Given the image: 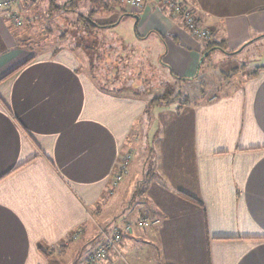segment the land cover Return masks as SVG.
Wrapping results in <instances>:
<instances>
[{"label": "crops", "instance_id": "obj_1", "mask_svg": "<svg viewBox=\"0 0 264 264\" xmlns=\"http://www.w3.org/2000/svg\"><path fill=\"white\" fill-rule=\"evenodd\" d=\"M182 1L214 40L197 39L153 0L135 12L133 42L161 41L160 63L172 78L195 81L213 54L238 63L235 48L264 38L263 2L221 0L217 11ZM250 32L256 36L249 40ZM24 33L0 12V264H51L69 254L70 264H79L82 249L70 244L71 232L81 229L76 238L89 242L91 223L103 220L114 232L141 219L145 226L122 234L121 256L110 251L108 264H264V63L235 67L236 82L229 79L221 95L156 112L162 127L147 178L145 157L140 166L133 161L147 135L148 97L108 89L95 70L90 80L67 49L32 53L20 41ZM128 152L127 175L136 173L128 194L121 183L110 194ZM138 187L140 205L132 196ZM123 198L130 215L124 224L116 219Z\"/></svg>", "mask_w": 264, "mask_h": 264}, {"label": "rangeland", "instance_id": "obj_2", "mask_svg": "<svg viewBox=\"0 0 264 264\" xmlns=\"http://www.w3.org/2000/svg\"><path fill=\"white\" fill-rule=\"evenodd\" d=\"M51 1L52 0H14L13 8L16 6L17 13L19 14L17 17L19 23H16V25L21 27L22 32H26L20 37V41H24V44L33 47V50L31 49L32 53L42 54L48 53L49 51L50 53H56L61 50H68L75 55L78 60L79 58L82 59L81 61L83 62H80L78 67L90 76V80L95 78L93 76L94 74L91 75L89 72L95 70V74L98 75L97 79L102 83L106 82L105 86L108 89L114 87L118 89L121 86L124 91L119 92L123 95L137 92L148 97L149 108L147 113L143 116V118L147 120V125L146 123L143 124V130L147 132V135L146 138L144 135L142 136L140 154L136 156L134 159L135 161H133L140 166L143 163L141 160L142 156L145 157L146 172L148 171L147 178L149 174H151L152 169L155 168V163L157 162L156 147L159 141L157 138L158 136L160 137V128L162 127V122L160 121L161 117H157L158 115H156V112L158 114L162 109L171 107L177 100L194 103L198 100L208 99L212 95H221L222 90L230 83L228 81L232 79V84L236 82L234 79L240 71L235 73V67H239L243 62L247 64V67L264 63V38H261V40L258 38L243 49H241L242 46L235 48V56L239 60L238 63L234 61L231 63L221 62L213 54L204 58L201 74L195 81L186 82L183 79H175L171 76L170 67L160 63L159 55L164 50V45L161 41H159L161 45H158L157 38H155L157 41L151 39L146 42V44L143 43V45L142 43L136 44L133 42L136 40L134 24L136 22V16L138 15L135 12L138 9L132 7L128 3V0H118L121 6L119 7L118 4V6H116L117 8L113 7V9L110 6L111 0L106 1L109 3L110 9H104L100 3H92L96 5L95 9H97L92 15L93 20L96 22L109 23L117 20L123 11L127 13L117 26L96 31H94V28L90 29V27L85 26L82 22L75 23L77 13H89V8L93 6L89 0L75 1L77 3L73 1L68 3L69 0H55V2L61 6L60 9L56 10L50 8ZM201 1L204 3L205 7L217 11L221 10V0ZM258 1L264 3V0ZM68 7L75 8L76 11H69L67 9ZM193 11L197 16L196 10ZM89 33H92V36L86 35ZM254 33L255 32L248 33L251 35L249 40L256 36L253 35ZM78 37V40L75 39ZM238 39L240 38L236 37L231 40ZM95 46L101 51L103 49L105 53L101 54L99 50L93 48ZM226 47L230 50L234 49L231 44H227ZM97 53L102 55L100 61L96 59ZM95 59L96 63H94ZM132 71L138 74H132ZM4 78H2V80ZM114 81H116V83ZM131 82H133L134 86L130 84ZM141 86L143 89L140 88ZM101 87L104 88V85L101 84ZM160 97H164L161 102L157 101ZM152 99H155L157 103H161L160 105H165V107L162 108L159 104L156 105ZM135 128H139V125ZM134 148V144L129 147L133 152V156L135 155ZM132 160L133 159L128 163L124 179L120 182L121 185L127 187L126 191L123 192V197L128 194L127 190L136 174L132 172L131 178L127 175L128 171L131 169ZM133 168L135 169L137 167L132 165V169ZM118 188H116V190ZM143 194V187H138L136 191L132 193V196H136L135 203L137 205L143 203L142 200L138 199V197ZM108 195L110 194L108 193ZM117 195L118 192L115 197ZM130 203L132 202L130 201ZM128 206L129 200L123 198L117 208L119 214L116 216V219H118L120 223H123L125 219H129L130 217V215L124 211ZM137 222L138 221L132 223ZM91 224L92 228H95L96 233L92 234V239L89 242L83 241L80 237V239H74V236H81L79 235L81 234V229L71 232L68 236V240L71 242L70 244L76 245L80 250L82 249L81 253L77 256L79 264H108L109 257L94 263L88 262L89 255L95 252L99 246L104 243L105 235L110 237L113 232L112 229H108V226H104L103 220L102 223L100 220L99 227H96L94 223ZM99 241H102V243L98 246L100 243ZM62 243L63 242L58 243L59 247L62 246ZM120 246L121 245L118 243V250ZM111 252L113 253L115 251L111 249ZM119 253L120 250L117 251V254L121 256ZM71 260L72 254L65 256L57 255L54 257V261L51 264H70Z\"/></svg>", "mask_w": 264, "mask_h": 264}, {"label": "built area", "instance_id": "obj_3", "mask_svg": "<svg viewBox=\"0 0 264 264\" xmlns=\"http://www.w3.org/2000/svg\"><path fill=\"white\" fill-rule=\"evenodd\" d=\"M151 0H129V4L139 9H143L148 2ZM162 8H165L171 13L175 18H179L187 28V30L197 39L204 41H212L215 39V34L202 24V22L194 14L193 10L188 4L182 0H153ZM14 0H0V12L5 13V16L11 18L13 22L19 23L18 16L19 14L13 10ZM132 158V153L128 152L123 159V162L119 166L111 184L109 190L110 194H113L114 189L120 184L124 179L125 173L127 171L126 167L129 161ZM146 222L144 219L138 221L136 224L128 222L125 224L124 228H115L114 232L110 237L105 235V241L99 248L91 253L88 258L89 263H94L99 260H103L107 257H110V251H118V243L122 237V234H128L133 231L134 226H145ZM76 238V236H74ZM109 259V258H108Z\"/></svg>", "mask_w": 264, "mask_h": 264}, {"label": "trees", "instance_id": "obj_4", "mask_svg": "<svg viewBox=\"0 0 264 264\" xmlns=\"http://www.w3.org/2000/svg\"><path fill=\"white\" fill-rule=\"evenodd\" d=\"M71 1H73V2H75V1H78V0H69L68 1V3H71ZM90 2H91V5H93L92 3H100V5L101 6H103V8L104 9H110L109 8V3L108 2H106L107 0H89ZM109 1V0H108ZM119 2L120 1H118V0H114V1H112L111 2V4H110V6L112 7V9H113V7H116V6H118V4H119ZM75 3H77V2H75ZM186 3V2H185ZM63 6V5H62ZM64 7V6H63ZM95 7H96V5H93L92 7H90L89 8V13L88 14H82V13H77V16H76V22L75 23H77V22H79V23H83L85 26H87V27H90V29H93L94 28V31H96V30H101V29H106V28H109V27H112V26H114L116 23H118L119 22V20H122V17H124L127 13L126 12H122L121 13V16H119L118 18H117V20H115V21H111V22H109V23H100V22H96V21H94L93 20V18H92V15L96 12V10L97 9H95ZM50 8H52V9H54V10H56V9H60L61 8V6L59 5V4H57L56 2H55V0H52L51 1V3H50ZM69 11H72V12H75L76 11V9L75 8H71V7H68L67 8ZM165 11H167L165 8H163ZM48 10V9H47ZM169 14H171L169 11H167ZM93 33V32H92ZM92 33H89V34H86V35H89V36H92L91 34ZM73 37V36H72ZM75 39H79V37L78 38H75ZM79 42H80V40H79ZM81 43V42H80ZM83 44V43H82ZM79 46V45H78ZM82 46V45H81ZM94 46V45H93ZM208 47H210V48H215V47H217V43H214V42H208ZM72 48H74V47H72ZM88 48V47H87ZM94 49H96V50H99V52L101 53V54H104L105 52H104V50L102 49V51L98 48L97 49V47L95 46V47H93ZM96 54V59L97 60H101V58H102V55L101 54ZM96 59H95V62L94 63H96ZM255 71H257V70H255ZM164 99V97H160L159 99H157V101H159V102H161V100H163ZM152 101L153 102H155V99H152ZM151 101V102H152ZM181 194L183 195V196H185V197H188V198H190V199H195L194 197H192V196H190V195H188V194H186V193H182L181 192Z\"/></svg>", "mask_w": 264, "mask_h": 264}]
</instances>
